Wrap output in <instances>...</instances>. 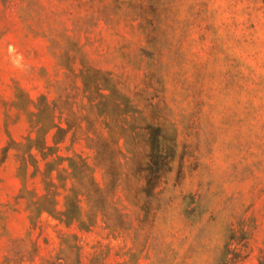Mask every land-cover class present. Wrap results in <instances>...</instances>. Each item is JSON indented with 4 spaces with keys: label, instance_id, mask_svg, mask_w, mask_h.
<instances>
[{
    "label": "rangeland",
    "instance_id": "rangeland-1",
    "mask_svg": "<svg viewBox=\"0 0 264 264\" xmlns=\"http://www.w3.org/2000/svg\"><path fill=\"white\" fill-rule=\"evenodd\" d=\"M0 143V264H259L264 0H0Z\"/></svg>",
    "mask_w": 264,
    "mask_h": 264
},
{
    "label": "trees",
    "instance_id": "trees-1",
    "mask_svg": "<svg viewBox=\"0 0 264 264\" xmlns=\"http://www.w3.org/2000/svg\"><path fill=\"white\" fill-rule=\"evenodd\" d=\"M66 127L61 126L60 124L51 123L49 127L45 129L40 127L37 129L35 137H27L28 146L30 151L33 149L38 154L39 157L43 160L48 157H56V161H66L69 168L73 167L74 159L72 157H61L58 156L57 146L61 143L70 127L68 122H65ZM147 130V142H148V163L146 168L145 175V184L144 192L147 195L153 191L157 186L162 172L168 166L172 155L166 153L163 147L162 142V133L159 127H153L151 125L146 127ZM32 157V154L30 155ZM51 164H47V173L50 172ZM73 195H67L64 197V210H47L43 209L42 211L47 212L51 215H56V219L59 221L70 224L72 222H78L81 228H84L83 221L81 219V208L79 206V199L77 195L72 192ZM45 199V197L43 198ZM259 264H264V258H260Z\"/></svg>",
    "mask_w": 264,
    "mask_h": 264
},
{
    "label": "crops",
    "instance_id": "crops-1",
    "mask_svg": "<svg viewBox=\"0 0 264 264\" xmlns=\"http://www.w3.org/2000/svg\"><path fill=\"white\" fill-rule=\"evenodd\" d=\"M2 149H4L3 143H0V152L3 151Z\"/></svg>",
    "mask_w": 264,
    "mask_h": 264
}]
</instances>
